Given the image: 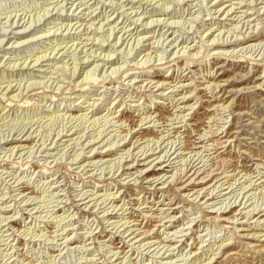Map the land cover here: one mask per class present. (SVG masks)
<instances>
[{
    "label": "rangeland",
    "instance_id": "1",
    "mask_svg": "<svg viewBox=\"0 0 264 264\" xmlns=\"http://www.w3.org/2000/svg\"><path fill=\"white\" fill-rule=\"evenodd\" d=\"M260 210L264 0H0V264H264Z\"/></svg>",
    "mask_w": 264,
    "mask_h": 264
},
{
    "label": "bare ground",
    "instance_id": "2",
    "mask_svg": "<svg viewBox=\"0 0 264 264\" xmlns=\"http://www.w3.org/2000/svg\"><path fill=\"white\" fill-rule=\"evenodd\" d=\"M240 4V3H239ZM242 4V3H241ZM240 4V5H241ZM233 5H231V6H228L226 9H224V11H223V13L221 14V16H219V17H222V15L224 14V15H227V16H232V14H231V12H233V13H235L236 12V8H234V7H232ZM251 7V6H250ZM253 7V6H252ZM221 10H222V8H220V10L219 11H217L216 10V12H217V15H219V13L221 12ZM215 12V13H216ZM246 14H247V12H245ZM237 17V16H236ZM258 18H259V15H258ZM220 19V18H219ZM232 19V18H231ZM235 19V18H234ZM234 19H232V20H234ZM227 20V19H226ZM237 21H239V19L237 20ZM241 23V22H240ZM117 24V23H116ZM148 24V23H147ZM124 31V30H123ZM113 32H114V29H113ZM129 33V32H128ZM138 34V33H137ZM253 34V33H252ZM130 35V34H129ZM131 35H132V33H131ZM207 35L208 36H214V31H213V28L212 29H210L209 30V32L207 33ZM217 38H218V36H217ZM129 39V38H128ZM127 39V40H128ZM142 41V40H141ZM153 43V42H152ZM139 44V43H138ZM151 44V43H150ZM210 46H224V44L223 43H219V42H217L216 41V39L214 38L212 41H210ZM173 45V44H172ZM229 44H226L225 46H228ZM174 46V45H173ZM152 48H154V45L152 44ZM178 48V47H177ZM184 49V48H183ZM183 49H181V50H183ZM186 49V48H185ZM260 50V49H259ZM151 52H148V55L150 54ZM198 53V52H197ZM39 60V59H38ZM95 67L96 68H98V67H100V65H95ZM185 78V77H184ZM140 82H142V81H140ZM154 81H151V82H149L148 83V85L145 87V89H147L149 92H155V91H153V84H158L157 86H156V88H160V89H162L164 86H166V85H170V84H167V82H161V83H159V82H157V83H153ZM145 85V84H144ZM144 85H142L139 89H141V88H143V86ZM184 86V85H183ZM180 87V86H179ZM174 88V87H173ZM184 88H186V86L184 87ZM211 88V87H210ZM210 88H208V89H210ZM216 88H218V84H216V86L214 87L213 86V88H212V90H213V97H215V95H216V91H215V89ZM159 89V90H160ZM212 92V91H211ZM162 94V93H161ZM187 97H185V98H183V100H185ZM195 98V97H194ZM200 98V97H199ZM203 99V98H202ZM201 99V100H202ZM199 101H200V99H198ZM178 102H179V100H178ZM161 104H164V103H161ZM224 105L225 104H221V106H222V108H224ZM181 107V106H180ZM175 108H177V107H175ZM180 109V108H179ZM195 110V107H193V105H191V104H189V105H185V106H182L181 107V109H180V113L182 114V113H184V112H189V113H186L188 116H190L191 115V113L193 112ZM195 113H196V111H194L193 113H192V116H195ZM113 114V113H112ZM181 114H179L178 115V119L180 120V122H177L178 124L179 123H182V119L184 118ZM184 115H185V113H184ZM187 117V116H186ZM185 117V118H186ZM118 118V117H117ZM177 118V117H176ZM194 118V117H193ZM193 118H191V119H193ZM190 119V120H191ZM215 119V118H214ZM144 121H146V124H144V125H147V124H149V125H151L152 123H153V125L152 126H150V127H146V129H149V128H154V130L155 129H157L158 128V125H156L157 124V122L158 121H160V119H158V121L157 120H155V119H152V116H148V117H146V118H143L142 120H139V123H140V125H139V127L141 126V125H143L142 123L144 122ZM173 121H175V120H173ZM186 121V120H185ZM215 121V120H214ZM134 122V121H133ZM217 122H218V119H217ZM130 124H132L131 122H130ZM129 124V125H130ZM135 124V123H134ZM174 124V123H173ZM185 124V123H184ZM217 124V123H216ZM192 125H194V124H192ZM219 125V124H218ZM133 126V125H132ZM215 126V125H214ZM220 126V125H219ZM185 126H183V124H182V126H180V127H177V128H184ZM218 127V126H217ZM143 128V127H142ZM141 128V129H142ZM135 128H130V130H129V132H130V134L132 133V132H134L135 130H134ZM173 129H175V127L173 128ZM212 129V128H211ZM215 129H216V127H215ZM218 129V128H217ZM213 130V129H212ZM157 131V130H156ZM210 131V130H209ZM124 132V131H123ZM137 132H139V131H137ZM163 133H161V135H162V137H158V141H157V147L155 148V149H153V148H150V151L152 150H154V152H156V150H159L160 148H161V145H159V140H160V138L162 139H164V138H166V137H164L166 134H164L165 133V131H162ZM169 132V131H168ZM125 133V132H124ZM155 132H153V134H154ZM167 133V132H166ZM177 134L179 133V132H176ZM225 133H226V131H222V130H217V131H210V134H211V137L210 136H208L207 134V136L210 138V139H208V141L207 142H209L210 144V147L211 146H213V149L212 150H214L215 151V154L217 155V158H220L221 156H224V152H226V150L224 151L223 149H225V148H227L228 146H227V143L229 142V140L230 139H227V138H230V136L228 137V135H229V133H227L226 135H225ZM170 134V133H169ZM168 134V135H169ZM172 134V133H171ZM129 135V134H128ZM72 136V135H71ZM205 136V135H204ZM206 136V137H207ZM126 137V136H125ZM176 138V137H175ZM181 138V137H180ZM128 139V137L127 138H125L124 140V142H126V140ZM203 139V138H202ZM170 140V139H169ZM27 141V140H26ZM176 141V140H175ZM175 141H172V142H175ZM156 142V141H155ZM178 142V141H177ZM176 142V143H177ZM204 142V141H203ZM136 143H139V141L138 140H136ZM166 143V142H165ZM180 143V142H179ZM127 144H129V143H126V145ZM155 144V143H154ZM169 145H171V147H172V144H171V142L170 143H168ZM167 144V145H168ZM178 144V143H177ZM126 145H124V146H126ZM133 146H131L129 149H126V151H129V152H131L130 150L132 149V147H135L136 146V144H132ZM143 144H139V146H137V148L136 149H139V154H142V156L141 157H143V156H145V153L147 152H144L143 150H145L146 148H148V147H150L149 146V144H147V146H142ZM164 145V144H163ZM169 145H168V148H169ZM17 146V145H16ZM25 146H26V144H25ZM173 146H175L176 148H177V146L176 145H173ZM205 146V145H204ZM26 148V147H25ZM166 148H167V146H166ZM168 148H167V150H168ZM207 148V147H206ZM135 149V150H136ZM163 149V148H162ZM173 149V148H172ZM179 149V148H178ZM188 149V148H187ZM117 150V149H116ZM172 151V150H171ZM133 152V151H132ZM173 152V151H172ZM210 152V151H209ZM127 153V152H126ZM138 153V152H137ZM148 153V152H147ZM161 153V152H160ZM160 153H154V155H159ZM175 153V152H174ZM173 153V154H174ZM152 154V153H151ZM179 154V153H178ZM128 155V154H127ZM138 155V154H137ZM211 155H212V153H211ZM129 156V155H128ZM163 156H167L168 157V154H163V155H160L159 157L160 158H163ZM131 157H133V156H131ZM137 157V156H136ZM173 157H175V155L173 156ZM207 157V156H206ZM160 158H154V160H152V161H150V163H148V165H150V164H152L153 162H156L157 160H159ZM165 158V157H164ZM181 158V157H180ZM203 158V157H202ZM140 159V158H139ZM171 159V158H170ZM170 159H167L168 161H167V163L166 164H169V165H167V166H165L164 168H169L170 166H171V164H172V162L170 161ZM185 159V158H184ZM204 159V158H203ZM222 159V158H221ZM142 160H147V158L146 159H142ZM199 160V159H198ZM202 160V159H201ZM223 160H226V157H225V159L223 158ZM179 161V160H178ZM185 161H187V160H185ZM185 161H184V163H185ZM191 160H189V162H190ZM214 161V160H213ZM227 161V160H226ZM229 161V160H228ZM161 161H159L158 163H160ZM192 162V161H191ZM194 162V161H193ZM232 162V161H231ZM230 162V163H231ZM163 163H165V161H163ZM178 163V162H177ZM183 163V164H184ZM203 163V162H202ZM220 163V162H219ZM88 164V163H87ZM165 164V165H166ZM182 164V165H183ZM220 164H222V163H220ZM219 164V165H220ZM227 164V163H226ZM147 165V166H148ZM215 165V164H214ZM213 165V166H214ZM218 165V166H219ZM139 166V165H138ZM176 166V165H175ZM186 166V165H185ZM222 166V165H221ZM133 167H134V165H133ZM190 167V166H189ZM209 167V166H208ZM217 167V166H216ZM222 167H224V166H222ZM222 167L220 168V169H222ZM230 167V166H229ZM164 168H161V169H159V170H164ZM228 168V167H227ZM175 169V168H174ZM191 169L192 170H190L189 172L190 173H192L190 176H189V174L187 173L184 177H183V179L184 178H186V177H188L187 178V180L186 181H184V183H186L184 186H182L180 189L181 190H184V191H187L190 187H192V186H194L195 184H196V187H194V188H191V194H194V195H198V197H200L202 194L204 195L205 193H207L209 190H210V188H212V187H215L216 185H218L217 183L218 182H220V180H222L221 178H220V175L219 174H214L213 172H212V174H209V175H206V170L205 171H203L202 169H203V167H200V166H195V167H191ZM216 169V168H215ZM232 169V168H231ZM130 170V169H129ZM176 170V169H175ZM183 170V169H182ZM184 170H186V169H184ZM224 170V169H223ZM225 170H226V168H225ZM229 170V169H228ZM227 170V171H228ZM181 171V170H180ZM203 171V172H202ZM214 171V170H213ZM143 172L144 171H142L141 172V174H143ZM147 172V171H146ZM186 172V171H185ZM202 172V173H201ZM217 172H218V170H217ZM220 172H221V170H220ZM184 173V172H183ZM221 175L223 174V173H220ZM230 174V173H229ZM224 176V175H223ZM222 176V177H223ZM257 176H258V174H257ZM256 176V177H257ZM165 177H166V175H165ZM165 177H161V175H159L158 177H153V178H150V180H152L153 182H158V181H161V180H164V178ZM172 177V176H171ZM182 177V176H181ZM176 178V177H175ZM175 178L173 179V181L175 180ZM179 178V177H178ZM244 178V177H243ZM248 178H250V177H248ZM253 178V177H252ZM259 178V177H258ZM181 179V178H180ZM169 180V179H168ZM188 180H190V181H188ZM236 180V179H235ZM238 180V179H237ZM257 180V179H256ZM172 181V182H173ZM176 181V180H175ZM174 181V182H175ZM239 181V180H238ZM246 181V180H245ZM261 181V180H260ZM164 182V181H163ZM177 182H178V180H177ZM183 182V180H181V183ZM254 182V181H253ZM256 182V181H255ZM220 183H222V182H220ZM258 183V182H257ZM223 184V183H222ZM251 184H253L252 182H251ZM160 185V184H159ZM233 186L235 185V183L234 184H232ZM249 185V184H248ZM252 186V185H251ZM245 187V186H244ZM250 187V186H249ZM248 187V188H249ZM237 189V188H236ZM248 190V189H247ZM212 191V190H211ZM221 191V190H220ZM230 191V190H229ZM233 191V190H232ZM242 191H244V188H243V190ZM216 192H217V190H216ZM222 192V191H221ZM245 192V191H244ZM219 194V193H218ZM224 194V193H223ZM166 195V194H165ZM194 195H192V196H194ZM220 195V194H219ZM218 195V196H219ZM231 195V194H230ZM235 195V194H234ZM189 196V195H188ZM214 196V195H213ZM222 196V195H221ZM220 196V197H221ZM91 197V196H90ZM210 197V196H209ZM231 197V196H230ZM197 198V197H196ZM223 198V197H222ZM232 198V197H231ZM209 199V198H208ZM210 201V200H209ZM237 201V200H236ZM207 202V201H206ZM164 204V203H163ZM213 204H214V202H213ZM229 204V203H228ZM231 204V203H230ZM229 204V205H230ZM136 205V204H135ZM170 205V204H169ZM117 207V206H116ZM172 207V206H171ZM230 207V206H229ZM148 208V207H147ZM245 208V207H244ZM249 208V207H248ZM105 209V208H104ZM121 209H122V207H121ZM140 209V208H139ZM171 210H176V208H170ZM166 210V209H165ZM169 210V209H168ZM226 210V209H225ZM256 210H258V209H256ZM150 211V210H149ZM168 212V211H167ZM170 212V211H169ZM176 212V211H175ZM225 212V211H224ZM230 212H232V210H230V211H228L227 213L225 212V214H228V213H230ZM163 213V212H162ZM144 214V213H143ZM171 214V213H170ZM224 214V213H223ZM237 214V212L235 213V215ZM123 215V214H122ZM146 215H147V213H146ZM153 215V214H152ZM159 215V214H158ZM160 215H161V213H160ZM159 215V216H160ZM257 215H259L260 216V218H262V217H264V211H262V210H260V212H258L257 213ZM154 216H155V214H154ZM153 216V217H154ZM124 217H125V215H124ZM151 217V216H150ZM155 218H157V217H155ZM159 218V217H158ZM162 218V217H161ZM160 218V219H161ZM126 219V218H125ZM153 219V218H152ZM167 219V218H166ZM230 218H228V220H229ZM233 219H235V218H233ZM133 220V219H132ZM135 220V219H134ZM159 220V219H158ZM168 220V219H167ZM171 220V219H170ZM223 220H226V219H223ZM149 221V220H148ZM162 221V220H161ZM122 222V221H121ZM130 222V221H129ZM133 222V221H132ZM166 222V221H165ZM172 222V221H171ZM170 222V223H171ZM119 223V222H118ZM123 223V222H122ZM125 223H126V221H125ZM120 224V223H119ZM127 224V223H126ZM133 224V223H132ZM135 224V223H134ZM137 224H138V222H137ZM143 224V223H142ZM158 224V223H157ZM155 225V224H154ZM164 225H166L165 223H164ZM115 226V225H114ZM120 226V225H119ZM123 226V225H122ZM140 226V225H139ZM123 227H125V225L123 226ZM149 227V226H148ZM122 228V227H121ZM142 228V227H141ZM117 229V228H116ZM128 229H129V227H128ZM131 229H133V228H131ZM143 229V228H142ZM155 229V228H154ZM154 229H152V230H154ZM118 231V230H117ZM128 231V230H127ZM136 231H138V230H136ZM136 231H134V232H132L131 233V235L130 236H132V235H134V239H137V241L138 242H141L142 240L140 239V236H143V235H145V234H148L149 233V230L147 231H144V232H142V233H139V234H136ZM124 232V231H123ZM130 232V231H129ZM126 233V232H125ZM156 234V233H155ZM136 235V236H135ZM153 235V234H152ZM146 236V235H145ZM144 237V236H143ZM159 237V236H158ZM146 238V237H145ZM144 238V239H145ZM143 239V240H144ZM131 240V239H130ZM152 240V239H151ZM137 241H135V242H137ZM151 242V241H150ZM152 243V242H151ZM150 243V244H151ZM162 243V242H161ZM146 244V243H145ZM141 246V245H140ZM116 248V247H115ZM175 248V247H174ZM125 251V250H124ZM126 253V252H125ZM196 253V252H195ZM121 254H122V252H121ZM117 255V254H116Z\"/></svg>",
    "mask_w": 264,
    "mask_h": 264
}]
</instances>
